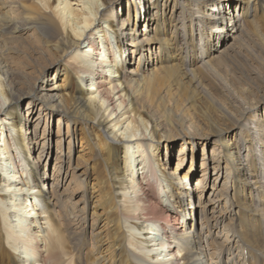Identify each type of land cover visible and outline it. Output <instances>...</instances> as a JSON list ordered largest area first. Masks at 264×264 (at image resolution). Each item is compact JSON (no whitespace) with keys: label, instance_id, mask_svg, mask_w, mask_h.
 <instances>
[{"label":"bare ground","instance_id":"obj_1","mask_svg":"<svg viewBox=\"0 0 264 264\" xmlns=\"http://www.w3.org/2000/svg\"><path fill=\"white\" fill-rule=\"evenodd\" d=\"M118 1L14 0L16 17L9 0H0V264H212L193 227L194 210L200 207L219 258L228 244L212 228L226 210L195 204L190 167L180 174L183 146L172 167V149L180 142L196 148L194 139L213 145L208 160L216 175L222 163L233 171L229 207L236 212L228 226L253 256L242 264H264V118L258 114L264 91L245 86L253 80L247 71V82L231 91H207L202 78L232 50H218L221 38H240L242 25L254 29L250 34L264 55V0H133L147 26L141 32L116 12ZM171 1L178 16L166 19ZM168 21L170 31L163 26ZM31 31L41 42L43 63L34 69L32 58V70L22 69L11 60L17 50L10 39L26 40ZM24 97L26 114L39 110L33 124L55 114L79 140L83 166L77 161L74 169L81 181L92 176L83 194L95 218V251L82 244V234L64 235L65 205L55 187L69 169L63 180L61 164L52 178L41 170V155L33 151L38 124L31 127L24 118ZM220 190L211 188L216 203Z\"/></svg>","mask_w":264,"mask_h":264},{"label":"rangeland","instance_id":"obj_2","mask_svg":"<svg viewBox=\"0 0 264 264\" xmlns=\"http://www.w3.org/2000/svg\"><path fill=\"white\" fill-rule=\"evenodd\" d=\"M13 1L14 0H9L8 3L10 7H12L14 14L17 17V8L15 7V3ZM132 1L133 0H119L115 10L118 14H122V17L129 18L131 26L136 22V28L140 29V32L143 29H144L143 31H145L147 26H145L143 22L139 19V15H141V13L138 14V12H135ZM165 13H166V19H169L170 16H172V14L173 16L175 15L178 16L177 11L175 13L172 11V1L170 2V7L168 6V8H166ZM232 13H235V11L233 10ZM138 19L140 21H138ZM163 26L164 28H166L167 31L168 30L170 31L171 28L169 29V21L168 23L163 24ZM242 30L243 32L242 35L240 34L241 35L240 38L237 36L236 37L226 36L225 38H221V40L219 41L218 47L219 46L220 47L218 50L225 48L229 50L228 46L232 47V50H230L229 54L223 53L221 55V57L217 62V68L215 71H212V73L210 71H207L202 74L204 86L206 87L205 89L207 91H214L215 93L216 91H218L217 87L220 89L221 86H222L221 87L222 91H231L233 90V88L234 90H236L237 88L240 87V83L242 81H246V78H244V72L247 71L251 73V78L253 80L251 82L246 81L247 85L245 86L251 88L257 87L256 89H254L255 91H258V87H260V90H262L263 93L264 84L262 82V78H264V62H262V60L264 59V55L262 54L260 49H257L258 47L257 43H259L257 42L258 39L255 37L254 34H250L252 33L251 30L254 29H248L247 25L244 26L242 25ZM176 32L177 31H174V33L172 34H175ZM179 32H180L179 35L182 36L183 34L181 33V30ZM26 40L22 41L18 37L13 38L12 40L10 39L12 46H14V48L17 50V53L12 54L11 60L13 61L14 64L18 65L19 68L26 69L28 67L29 68L32 67L33 65L32 58H33V60H35L37 64L34 69L39 68V65L43 63L42 57H40V55L37 54L38 53L37 49L42 47L39 37L35 32H32ZM235 40L237 41L235 42ZM218 50H214L213 52L215 51L217 52ZM128 61L135 62V64H137V58H132L131 60V56H130ZM133 66L135 65H132V67ZM54 71L55 68L53 67L48 69L49 76H54ZM211 75L213 77L216 75V77H214L215 79H213ZM217 75L218 76L222 75L224 77L221 78L222 76H220L219 79ZM205 78L207 79V81H205L206 80ZM207 86L209 87L207 88ZM28 108H29L28 98L24 97L20 101V110H22V114L24 113V118L26 117L27 120L30 117L28 122L30 125H32L31 127H33V125L35 124H38L35 132V138L36 140L38 139L37 140L38 143L33 151H34V156L41 155L39 156L42 163L41 170L46 171V173L48 174V178H52L53 176H55V170L58 169V165L61 164L62 165L61 174L63 176L62 178L63 180L65 178L64 177L65 174L63 170L69 169L66 180L62 182L63 184L60 182L61 185L55 187L57 192V198L60 199V204L65 205L64 209H65L66 217H64L63 220V222L65 223V225L63 226L65 229V230L63 229L64 235L66 234L65 236L67 237L74 235V237H76L79 236V234L80 235L82 234L84 237V238L82 237L83 240H81L82 244H84V246L85 245L89 247L91 246L90 249H92V251H95L93 247V243H91V223L92 221H95V218L93 217L90 211L89 212L87 211L86 209L87 198L83 194L84 191L89 189L90 187L89 184L92 183V179H91L92 176H90L88 180L85 179L84 181H81V178L78 176L79 172L76 173V169H74L78 161L76 150L80 148L79 140L74 139L71 126H67L66 121H61L60 123H58V118L57 115L55 114L49 115L46 113V115H42L41 118L33 124L31 118L33 116L35 118L36 117L35 113H37L39 110H37L36 108L34 109L32 114L31 113L29 114V112L26 114ZM258 114L259 116L261 115L260 117L264 118L263 110H260ZM40 138H44V139L42 140ZM193 142L196 144L198 143V147L195 148L194 146L191 148L190 145L184 146L180 142L176 146V148L172 149V167L175 168L177 166V157H179L178 155L179 148L183 146L185 153L184 158L186 159L184 161L182 160L183 166L181 165L182 169L180 170L181 172L180 174L183 175L184 173H186L189 170L188 168L190 167L191 171L187 172L188 183H189V187L192 188V196L194 197L195 204L197 205L196 201L201 200L202 202H208V203L210 202L209 204L210 209L214 205L217 211H219L221 207L222 209L226 210L228 216H226L225 219L220 218V221H218L217 224L218 227L212 228V230H214V232H212L213 235H218V239L220 241L223 242L225 240L227 242L228 248L225 247L224 249L226 253H224L223 256L220 255L219 258L218 254L220 251L215 250L213 248L214 244L211 245V240L208 238L209 226H206L205 223H201L202 220L200 219V214H199L200 207H196V210H194L196 214L195 213L193 214L195 218L193 227L194 228L196 227V231H198V233L200 232L203 240V245H205L204 248L206 247L205 249L206 254H208L212 264H217V261L219 262V264H222V261L225 262V264L228 261L230 262L229 264H236V263L242 264V260H244L245 256L247 255L242 249V244L239 241V238L232 231V227L228 226L229 223L231 225L235 223L234 219H232L231 217H235L236 211L233 210L230 214L231 207H229V202L235 199L233 198V194L230 191L231 188L230 185L233 180V171L232 169L228 168V165H226V163H222L220 165V172L216 175L219 169L215 170L213 168V164L211 160H208V158L209 159L211 158L213 145L206 144L200 146L199 141L197 139H194ZM203 155H205L206 159H203ZM84 157L85 158H83V160L84 159L88 160L87 158L88 155ZM160 157L163 159L162 161H166L164 146L162 148V153ZM61 159L62 161L61 163H59ZM78 162L81 163L80 161ZM169 162L171 163V161ZM80 165L83 166V163H81ZM87 181L88 184L85 183ZM200 181H203V183H205L203 190L200 187V183H199ZM48 183H52L51 180H49ZM50 185L51 184H48V186ZM212 186H216V188L221 189L218 193V195H220V203L214 202L215 200L211 195ZM217 205H219V207H217ZM214 215L216 214L214 213ZM82 218L86 220V222L84 221L85 223L83 222ZM213 224L214 222L211 223V225ZM204 228H206L207 230L204 231ZM231 249H235V256L233 257H231L229 254ZM233 258L234 261L232 263ZM250 259H253L252 254L247 256V260Z\"/></svg>","mask_w":264,"mask_h":264}]
</instances>
